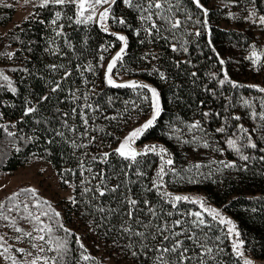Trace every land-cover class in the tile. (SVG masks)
<instances>
[{
    "label": "trees",
    "instance_id": "trees-1",
    "mask_svg": "<svg viewBox=\"0 0 264 264\" xmlns=\"http://www.w3.org/2000/svg\"><path fill=\"white\" fill-rule=\"evenodd\" d=\"M31 2L11 24L18 0H0V171L44 158L73 198L58 208L26 196L30 186L5 195L6 264H160L158 249L176 240L189 249L186 264L264 260V0H112L111 31L77 2ZM123 42L109 84L104 65ZM153 87L159 115L133 161L114 145L153 113ZM206 205L234 223L240 252ZM163 225L181 235L163 240ZM30 229L44 237L41 253Z\"/></svg>",
    "mask_w": 264,
    "mask_h": 264
},
{
    "label": "rangeland",
    "instance_id": "rangeland-1",
    "mask_svg": "<svg viewBox=\"0 0 264 264\" xmlns=\"http://www.w3.org/2000/svg\"><path fill=\"white\" fill-rule=\"evenodd\" d=\"M78 4H80V0H75ZM24 3L27 5L24 6ZM214 2H211L210 5H212ZM18 12L15 14L13 23H17L22 20L25 16L30 14L31 12V5L32 2L31 0H18ZM112 4V0H107V2H102L101 3H96V0H86L85 3V9L86 8H92V18L97 21L103 28L106 30L111 31V27L108 22V17H109V12H110V5ZM107 12V16L104 17L103 13ZM11 24H9L7 27H4L3 30L6 28L10 27ZM119 36H123L122 34H119ZM125 46V42H123L122 47L115 52L111 59H109L105 65H104V73L108 77V66L112 62V60L121 52V49ZM132 82V81H130ZM155 89L156 91V96H153L151 92V98L153 102V113L147 117L146 119L141 120L139 123L134 124L133 126L129 127L126 129L120 140L114 145V148L117 150L118 148L121 147V145L125 142V140L133 133L134 131L145 130L143 126L148 123V121H152L153 117H155L156 114V104L158 102L159 107L161 104V99H160V94L156 88H151ZM142 131V132H143ZM142 132L135 137L132 141H130V148L137 152L138 149L143 148L144 146L142 144H139V138L142 134ZM30 186V190H35L34 192L32 191H27L26 196H32L36 195V199L38 202L41 201H47V203L53 205V206H58V208H61L62 204L65 202H68L72 200L73 198V190L72 186H67V187H62L60 184V179L59 176L56 173L55 168L53 165L46 159L44 158H34L30 163L19 167L15 171L11 172H5V171H0V201L1 199L10 193L13 192H19L22 187H27ZM194 195V194H193ZM28 199V197H25ZM206 209L211 211L213 213H219L217 209L213 206L206 205ZM219 217L222 221H225V224L227 225L231 236L234 239L235 246L237 248V251L240 252L242 250V243L238 234V230L235 228V225L233 222H231L229 219L224 217L222 214L219 213L217 216ZM230 221L231 223H227ZM28 227V226H27ZM33 233L37 234L36 235V240L34 243V248L31 247L32 250H35L37 253H41V248H40V237L41 235L39 233H36L34 230L30 229ZM244 253V252H243ZM109 264H116L114 261L107 259ZM244 261H250L251 264H264V260L261 259H255L251 258L249 256H245ZM33 260H26L22 262L21 264H32ZM0 264H6L4 259L2 258L0 254ZM10 264V263H8ZM120 264H129L128 262H121Z\"/></svg>",
    "mask_w": 264,
    "mask_h": 264
},
{
    "label": "snow or ice",
    "instance_id": "snow-or-ice-1",
    "mask_svg": "<svg viewBox=\"0 0 264 264\" xmlns=\"http://www.w3.org/2000/svg\"><path fill=\"white\" fill-rule=\"evenodd\" d=\"M48 2H49V0H44V6H46V5L48 4ZM52 2L55 3V4H57V5H64L65 3H74L75 0H52ZM101 2H102V0H96V3H101ZM103 2H107V0H103ZM196 2L198 3L199 0H196ZM85 3H86V0H80L79 9H80V14H81V15H83V13H84V11H85ZM154 7H156V8H161L162 5H161L160 3H156V4L154 5ZM56 15H57V18H59V15H60V14L57 13ZM103 16L106 17V16H107V12L103 13ZM91 18H92L91 16L88 17V19H91ZM148 18L151 19L150 16H149ZM259 19H260V23H261V24H264V16H261ZM79 22H80V21H77V23H79ZM53 23H55V21H53ZM121 23H123V21H121ZM179 23H180L179 21H175V22L172 24V27H173V28L177 27V26L179 25ZM153 27H155V24H153ZM119 39H120L121 41H124V40H125V37H124V36H120ZM125 47H126V45H125ZM123 52H124V49L122 48V49H121V53H119V54H118V55L112 60V62H111V63L109 64V66H108V69H107V72H108L107 81H108L109 84H114V81H113L112 78H111L112 69H113V67H115L116 62L122 58V54H123ZM0 75H2V74H0ZM3 79L7 80L8 77L3 76ZM221 83H223V81H222ZM118 86H119V85H118ZM123 86H128V85H123ZM130 86L133 87V88H136V87H137V85H136L135 83H132ZM140 87H147V86H146V85H142V86H140ZM54 90H55V89H54ZM261 91H264V89H261ZM151 92H152L153 96H156V91H155V89H151ZM28 111L31 112V111H34V109H31V108H30V109H28ZM156 115H159V104H158V102H157V104H156ZM237 119H239V118L237 117ZM84 123L87 124V119H86V118H85V120H84ZM151 125H152V121L150 120V121H148V123H146V124L143 126V128L146 129V128L150 127ZM142 131H143V129H141V130H137V131H134L133 133H131V135H130V136L125 140V142L121 145V147L117 149V152H118L121 156H123V157H125V158H128V159H131V160L134 161V160L136 159L137 155H139V153H136L134 150H132V149L130 148V143H129V142L132 141L135 137H137ZM220 131H223V129H220ZM244 131L246 132L247 130H244ZM228 144H229L231 147L236 148V141H234V140H229V141H228ZM252 147H256V145L253 144ZM151 150H152V151H155V148H152ZM236 150L239 151V149H236ZM161 151L163 152L164 150L161 149ZM106 155H107V154H106ZM242 158L245 159V160L248 159V157H246V156H244V157H242ZM166 163H167V164H171L172 161H171V160H168V161H166ZM160 175H161V176L163 175V168L161 169V173H160ZM157 187H159V185H157ZM87 190H88V189H86V191H87ZM25 191H32V192H34L35 190H25ZM112 191H115V189H113ZM99 194H100L101 196H103V195H105V192H104V191H100ZM17 195H18V194H17ZM175 199L178 201V200H181L182 198H181V197H175ZM183 199H187V198H183ZM130 203H131L132 205H135V204L137 203V201H135V200H131ZM101 210H102V209H101ZM57 215H58V214H57ZM128 215L131 216V215H132V212L130 211V212L128 213ZM194 215H195L196 217H199V216H200V213H195ZM213 215H214V216H218L219 213H216V212L213 211ZM5 218H7V217H5ZM36 219H39V217H36ZM221 222L224 223L225 221H221ZM195 223H197V226H199V225H203V224L205 223V221L202 220V219H198L197 221H195ZM227 223H231V222L228 221ZM178 226H181V221H180V220H176V221H174L173 224H172V227L175 228V227H178ZM157 227H160V226H157ZM42 230H43V229H41V231H42ZM125 230H126V231H130V229H125ZM230 231H231V229H230ZM166 232H169L168 225H163V230L160 232V235L163 237V240H168V239H170V238H174V237H177V236L181 235L180 232H173L172 235H171V237H170L169 235H165V234H164V233H166ZM26 235H30V233H26ZM135 235L143 236V233H135ZM0 239H2V238H0ZM38 239L43 240L44 237H43V236H40V237H38ZM188 239H189V240H195L196 237H194V236H192V235H189V236H188ZM59 247H63V245L61 244V245H59ZM201 247H204V253H205V254H210V253L212 252V249H211V248H208V247H205V246H204V243L201 244ZM4 251H7V249L5 248ZM19 251L22 252L23 250L21 249V250H19ZM158 251H159L160 254H161V255L157 258V259L160 260V264H169V261L163 258V257H164V254H166V253H177V252H179V257L177 258L178 264H186V261H189V260L192 259V257L187 256V253L189 252V249H188L187 247H185V246H184V242H183V241H180V240H176V241H175L170 247H168V246H164V247L158 249ZM240 254L242 255V253H240ZM85 259H87V257H85ZM177 261H173L172 264H177ZM32 264H36V261L34 260V261L32 262ZM201 264H206V262H204V261L202 260ZM245 264H251V262H250V261H245Z\"/></svg>",
    "mask_w": 264,
    "mask_h": 264
}]
</instances>
